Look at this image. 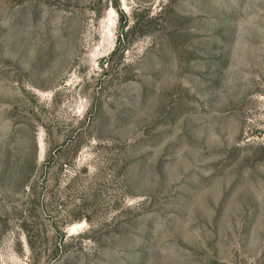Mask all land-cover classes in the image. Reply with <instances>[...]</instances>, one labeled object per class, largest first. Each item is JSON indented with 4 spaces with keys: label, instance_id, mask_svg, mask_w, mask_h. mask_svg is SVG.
<instances>
[{
    "label": "rangeland",
    "instance_id": "rangeland-1",
    "mask_svg": "<svg viewBox=\"0 0 264 264\" xmlns=\"http://www.w3.org/2000/svg\"><path fill=\"white\" fill-rule=\"evenodd\" d=\"M0 264H264V0H0Z\"/></svg>",
    "mask_w": 264,
    "mask_h": 264
}]
</instances>
